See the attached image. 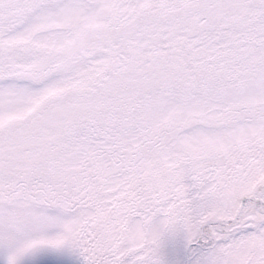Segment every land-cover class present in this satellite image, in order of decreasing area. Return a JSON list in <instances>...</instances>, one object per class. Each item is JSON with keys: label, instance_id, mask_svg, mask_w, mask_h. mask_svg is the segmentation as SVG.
<instances>
[{"label": "snow or ice", "instance_id": "1", "mask_svg": "<svg viewBox=\"0 0 264 264\" xmlns=\"http://www.w3.org/2000/svg\"><path fill=\"white\" fill-rule=\"evenodd\" d=\"M177 240L264 264V0H0V264H170Z\"/></svg>", "mask_w": 264, "mask_h": 264}, {"label": "rangeland", "instance_id": "2", "mask_svg": "<svg viewBox=\"0 0 264 264\" xmlns=\"http://www.w3.org/2000/svg\"><path fill=\"white\" fill-rule=\"evenodd\" d=\"M109 14L108 12H103L91 22V26L80 28L75 38L58 49L57 54L65 60H73L83 48L90 44L95 33L103 28L105 18ZM182 245L183 242L181 240L166 243L165 252L168 255L170 264H187L188 257Z\"/></svg>", "mask_w": 264, "mask_h": 264}]
</instances>
